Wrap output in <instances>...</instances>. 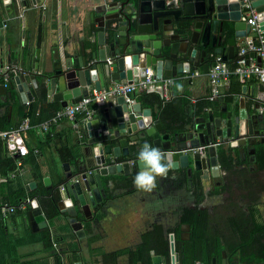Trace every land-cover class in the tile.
<instances>
[{
	"label": "crops",
	"instance_id": "crops-1",
	"mask_svg": "<svg viewBox=\"0 0 264 264\" xmlns=\"http://www.w3.org/2000/svg\"><path fill=\"white\" fill-rule=\"evenodd\" d=\"M115 1L123 0H0L4 66L19 64L21 49L30 58L37 55L36 64L47 59L48 68L61 60V54L64 58L87 51L94 32L99 31L95 8ZM10 51L15 52L14 60H10ZM174 78L167 100L174 120H167L170 124L161 121L165 127L178 125L192 115L207 116L211 109L220 114L226 104L237 114L241 98L252 113L260 112L259 106L264 103V86L256 78L247 82L238 78V89L226 95L229 85L220 95L224 100L214 107L203 63ZM32 90L34 99L27 102L16 88L11 96L0 94V130L17 128L24 120L29 124L23 132L29 150L26 156L10 154L0 139V204L24 203L15 213L0 219V264H59L56 253L62 254L60 264H152L153 255H161L164 263L170 264L171 235L181 264H212L213 258L215 264H222L223 259L227 264H264V143L260 142L247 143L242 153L228 144L220 145L218 176L198 170L189 176L184 168L170 169L150 192L126 181L125 176L131 173L103 176L109 198L95 206L90 202L91 218H86L75 202L85 230L83 238L76 235L66 218L47 217L43 199L33 198L48 223L35 229L30 217L33 200L25 203V199L32 198L35 190L46 195L60 190L66 174L78 170L79 157L84 154L79 141L85 121L79 114V127L63 118L48 132L43 131L41 124L64 107L42 90ZM137 95L142 96V107L150 108L156 116L159 109L152 98H145L141 91L133 98ZM93 106L97 110L101 105ZM18 159L23 162V171L11 177ZM12 160L16 168L6 175ZM185 224L190 226L189 234L182 228ZM48 232L53 243L50 247ZM74 256L76 259L70 262Z\"/></svg>",
	"mask_w": 264,
	"mask_h": 264
},
{
	"label": "water",
	"instance_id": "water-1",
	"mask_svg": "<svg viewBox=\"0 0 264 264\" xmlns=\"http://www.w3.org/2000/svg\"><path fill=\"white\" fill-rule=\"evenodd\" d=\"M252 4L264 30V0H252ZM242 12V0H123L98 5L95 20L99 31L94 32L87 51L64 58L61 54V60L48 68L47 59L36 64L38 56H25L21 49L18 65L22 69L8 80L1 78L0 94L11 96L16 88L27 102L34 99L33 88L66 107L81 101L92 88L101 90L122 80L134 83L136 78L145 77L147 68H152L160 79L194 71L201 63L208 72L217 55L225 60L236 57L239 39L251 29ZM3 50L1 46L2 67ZM15 58V52L10 51V60ZM219 100L223 101L224 96ZM239 107L235 114L226 104L220 114L211 109L207 116L192 115L178 125L165 127L150 108L142 107L141 95L133 102L124 95L110 98L82 126L79 143L84 146V154L78 158V170L69 171L58 189L55 217L66 218L76 235L83 238L85 230L75 202L85 217L91 218L90 202L95 206L109 198L103 176L140 171L143 164L137 153L144 142L159 148L171 160L172 170L184 168L189 176L194 170L211 171L218 176L220 145L228 144L242 153L247 143H264V113L249 112L243 98ZM65 167L69 170L68 163ZM48 181L47 177L45 183ZM32 206L34 228L46 227L37 199ZM182 228L189 234V225ZM170 239V264H181L174 236ZM151 263L169 264L161 255H153ZM222 264H227L226 259Z\"/></svg>",
	"mask_w": 264,
	"mask_h": 264
},
{
	"label": "built area",
	"instance_id": "built-area-1",
	"mask_svg": "<svg viewBox=\"0 0 264 264\" xmlns=\"http://www.w3.org/2000/svg\"><path fill=\"white\" fill-rule=\"evenodd\" d=\"M242 17L251 26L249 33L238 41L237 55L233 59L225 60L221 55H217L208 71L211 83V98H219L223 91L230 85L231 77L237 76L242 82H247L251 78H256L264 86V30L261 29L258 21V12L252 4V0H242ZM22 68L18 64H8L0 67V79L8 80L13 73ZM176 78H157L152 68L146 69L144 78H139L134 83L118 82L113 86L97 90L92 88L81 101L72 103L57 111L50 119L41 124L42 130L48 132L53 124L66 118L75 127L82 123L79 114H83V120L91 119L95 112L93 104L97 106L105 104L110 98L124 95L128 102H133V94L137 91L158 92L165 100L170 99V87ZM259 111L264 113V103L259 106ZM29 127L28 121L24 120L17 128L0 130V139L7 146L10 154L24 157L29 153L24 142L23 132ZM134 163V161H131ZM23 171L22 160H17V169L11 173V177L17 172ZM25 203H29L33 198L27 197ZM24 203L18 205L9 202L0 204V219L8 217L17 209L22 208ZM54 247L57 243L54 242Z\"/></svg>",
	"mask_w": 264,
	"mask_h": 264
},
{
	"label": "trees",
	"instance_id": "trees-1",
	"mask_svg": "<svg viewBox=\"0 0 264 264\" xmlns=\"http://www.w3.org/2000/svg\"><path fill=\"white\" fill-rule=\"evenodd\" d=\"M240 80L238 79V77H232V82L230 84V88L228 89L227 93H225L226 95H229L233 92H235L238 87L240 86ZM145 98H152V101L154 103H156L158 105V114L156 115L157 118H159L161 121H164L167 124H170L169 122H167V120H174V117L171 116L172 113H170V103L167 102V100H165L158 92H145L143 91ZM214 107L218 106L219 103V98H216L214 100V102H212ZM62 154H64L63 152H61ZM69 154V153H68ZM73 156V152H70V155H68L67 157L69 159H72ZM16 168V163L14 162V160H12L11 165L9 166V168L6 169L5 174L7 175L10 171H13ZM138 172V170H134L128 177L125 176L126 181H130L133 183V178L135 176V174ZM32 198H40L43 199L41 202L44 203L43 209L45 211V214L47 215V217L49 218H54L57 214H58V201L60 199V195H59V191L56 188L55 190H53L49 195H46L45 193H38L36 190L33 191V194H31ZM46 205V206H45ZM49 233V232H48ZM47 239V245L50 247L52 246V238L50 236V233L47 235L46 237ZM59 255H62L61 253H56V256L58 257L57 260L59 261L58 263L60 264L61 262V258ZM76 259V257L74 256L73 259H70V262H74V260Z\"/></svg>",
	"mask_w": 264,
	"mask_h": 264
},
{
	"label": "clouds",
	"instance_id": "clouds-1",
	"mask_svg": "<svg viewBox=\"0 0 264 264\" xmlns=\"http://www.w3.org/2000/svg\"><path fill=\"white\" fill-rule=\"evenodd\" d=\"M180 87L178 84L177 88ZM137 158L142 162L143 168L135 174L133 184L139 190L150 192L156 188L158 178L168 176L172 162L159 148L148 142L143 143L137 153Z\"/></svg>",
	"mask_w": 264,
	"mask_h": 264
}]
</instances>
